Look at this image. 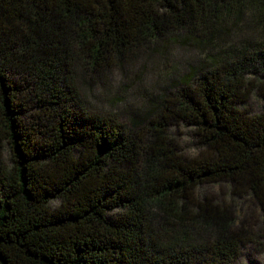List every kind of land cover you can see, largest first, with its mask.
Segmentation results:
<instances>
[{"label": "trees", "instance_id": "1", "mask_svg": "<svg viewBox=\"0 0 264 264\" xmlns=\"http://www.w3.org/2000/svg\"><path fill=\"white\" fill-rule=\"evenodd\" d=\"M225 31L234 45L146 132L91 110L75 82L76 66L93 82L173 37ZM262 79L264 0H0V264H235L256 236L196 193L228 183L264 222V108H242ZM180 125L195 158L170 137Z\"/></svg>", "mask_w": 264, "mask_h": 264}, {"label": "rangeland", "instance_id": "2", "mask_svg": "<svg viewBox=\"0 0 264 264\" xmlns=\"http://www.w3.org/2000/svg\"><path fill=\"white\" fill-rule=\"evenodd\" d=\"M236 40L237 37L229 31L220 33L210 43H203L202 39L188 35L173 37L151 53L138 51L129 66L113 69L93 82L76 66L75 82L83 101L91 110L101 114H116L130 129L146 132L150 123L157 122L164 101H170L174 95L198 83L193 81L181 85L185 83L181 80L187 78L188 74L192 76L196 69L202 68V64L218 58L219 53L223 55L220 48L228 49ZM252 82L256 84V80ZM253 87L248 101L242 105L250 115L259 114L264 108L261 97L264 94V79L260 85ZM247 89L249 90V86ZM139 117L144 119L141 121L137 119ZM168 131L184 157L191 159L198 156L200 144L193 128L171 126ZM2 160L6 166L14 168L9 146L4 148ZM232 191L230 184L219 183L200 186L196 196L203 202L206 199L210 204L216 205L217 209L235 213L239 222L237 229L243 239L256 236L253 243L240 246L242 255L235 264H264V222L259 207L248 193H242L238 197L232 195ZM58 205L59 202L55 201L51 208Z\"/></svg>", "mask_w": 264, "mask_h": 264}]
</instances>
